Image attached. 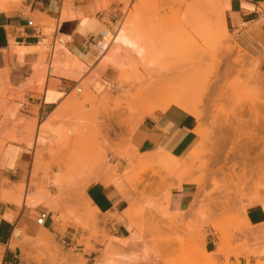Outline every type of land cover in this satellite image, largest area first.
Here are the masks:
<instances>
[{
  "label": "rangeland",
  "instance_id": "rangeland-1",
  "mask_svg": "<svg viewBox=\"0 0 264 264\" xmlns=\"http://www.w3.org/2000/svg\"><path fill=\"white\" fill-rule=\"evenodd\" d=\"M227 1L64 0V12L71 13V6L74 8L79 3L81 9H88L92 15L99 12L114 14L111 32L106 31L109 43H112L121 24L128 22L125 23L127 28L138 30V35H146L151 52L145 61L135 56L126 57L127 60L117 57L126 61L123 67L110 66L93 74L99 79L111 69L107 76L109 80L104 79L102 93H98L100 83L97 87L92 85L91 77L87 78L89 70L80 71L76 78H72L77 81V86L51 117L38 110L28 112L23 104L27 102L28 94L39 92L35 90L36 83H41L44 88L46 86L52 43L34 50L36 61L25 63L19 58L15 65L0 72L8 74L5 83L0 85L3 88H0V93L4 91L0 94V115L2 111L17 109L14 111L18 116L5 123L0 116V132H3V137H13L5 139L7 144L16 142L32 156L34 168L30 180L26 181H30V190L40 192L44 198L42 204L55 214H61V218L56 217V220L63 221V232L66 230L65 211L70 209L71 204L78 207V224L83 229L77 247H72L69 241L64 247L61 241L55 239L36 245L18 230L21 238L17 240L27 250L25 255L26 259L30 258L29 264H207L208 261L211 264H264V247L259 243L252 247H247L246 242L235 243L239 236L254 232L244 218L246 205L243 202L250 204L258 201L264 207V125L263 128L261 124L255 125V113L250 112L252 102L259 107L261 117L264 116V107L257 101L264 95V57L256 58L262 61L260 81L248 78L247 71L237 70L232 63L239 55L249 61L252 59L238 47L230 34L226 36L223 28L216 24L215 11ZM201 4L209 6L207 21L201 17L204 23L198 21L200 16H206L202 13ZM120 5L123 6L121 11L118 9ZM197 7L201 13H198ZM195 15L197 21L194 20ZM79 17H83L81 11ZM57 24L58 21H53L51 25L55 28ZM206 25L212 27L213 34L209 35L210 27ZM202 31L208 32V37L201 38ZM101 44L100 65L107 55L102 52ZM59 48L57 44L53 77L61 76L58 69L60 61L63 62L67 56ZM39 64H42L44 78L34 82L35 68ZM80 87L83 92L79 91ZM147 92L148 97L154 94L167 97L171 104L187 94L190 103L186 101L185 106L181 104L178 108L199 118L198 121L203 117L198 122L197 131L204 130L208 134L202 138L196 158L192 162L187 160L189 163L186 161L188 168L183 163L165 166L148 161L131 165L135 175L142 177L140 188L144 190L145 197L137 212L138 234L125 239L126 245H123L102 231L101 220L94 209L92 211L88 207L84 194L90 184L100 181L110 170L109 163L120 160L128 166L129 162L123 155L129 150L130 137L139 123L137 114L143 106L146 107L144 96ZM151 101L150 108L154 110L151 113L160 111L162 103L159 99ZM66 103L68 109H64ZM21 120L33 125L25 130L20 127ZM47 120L50 127L44 126L39 131V126ZM206 162L209 169L204 167ZM174 179L189 181L199 188L192 207L182 218L169 214L163 206L168 202L169 190L173 188L169 183ZM56 180L60 184L55 185ZM147 191H150L148 196ZM22 192L24 197L25 187ZM190 212L197 215L196 223L186 220ZM199 218L201 226L197 222ZM204 227L219 235L216 247L224 242L222 254H218L217 249L207 254L204 252L203 236H197V232ZM92 241L100 244L102 250L96 251ZM3 251L0 248V260ZM94 252L95 255L90 256ZM220 256L224 259L221 260ZM251 257L255 258L253 263Z\"/></svg>",
  "mask_w": 264,
  "mask_h": 264
},
{
  "label": "crops",
  "instance_id": "crops-1",
  "mask_svg": "<svg viewBox=\"0 0 264 264\" xmlns=\"http://www.w3.org/2000/svg\"><path fill=\"white\" fill-rule=\"evenodd\" d=\"M226 4L229 5L225 12L226 27L234 42L249 56L264 57V0H228ZM81 8L79 3L74 8L71 6L74 17L62 22L64 0H0V72L15 65L19 58L24 59L25 63L36 61L34 50L59 39L71 54L72 63H76L75 73L83 72L85 68L89 70L87 78L91 77L92 85L97 86L99 82L101 90L98 93H102L105 88L104 79H108L111 69L105 71L99 79L94 78L93 74L110 66L118 67L108 62L107 56L100 65L99 53V44L108 41L106 31L111 32L115 15L103 12L92 15L88 9ZM118 9L121 11L123 6L120 5ZM80 11L83 17H79ZM53 21H58L55 28L51 25ZM37 71H44L42 64L35 68V74ZM61 77H48L45 88L41 83H36L35 90L39 92L28 94L23 107L28 112L38 110L51 117L77 86L76 80ZM42 88L44 91L40 93ZM46 122L42 124L45 123L43 126L49 128L50 125ZM41 125L39 131L43 127ZM198 125V120L192 114L172 106L164 112L157 111L144 118L131 135L129 144L136 151L134 154L144 157L148 162L157 159L186 161L201 142L196 135ZM109 165L111 168L102 179L86 188L84 199L92 211L93 208L97 210L94 211L101 220L100 227L107 236L118 240L129 239L133 234H138L136 214L145 194L142 199L134 189L138 175H135L129 163L127 166L118 160ZM33 166L34 160L29 151H25L16 142L6 143L0 151V248L4 250L0 264H29L30 258H23L21 246L10 247L11 241L15 240H12L15 230L23 231L24 236L33 240L36 245L55 239L59 242L69 241L72 247H77V241L83 234V229L78 224V207L73 204L65 211L66 230L63 232V221L56 220V217L61 218L60 213L55 214L42 203L33 206L27 204L26 195L20 199L19 188L24 186L26 190L30 189V181H26L32 176ZM54 183L58 185L60 181L56 180ZM169 185L173 188L169 190L168 202L163 206H166L169 214L182 218L192 207L199 188L194 183L180 182L179 179L172 180ZM4 192L6 196L10 192L6 199L1 196ZM33 193L43 198L40 192L33 190ZM149 193L147 191V196ZM243 203L246 205L244 218L248 225L245 219L244 222L254 232L239 236L235 243L246 242L247 247L259 243L264 247V207L258 201ZM132 206H135L136 213L131 211ZM42 213H47L48 217L46 223L40 226L37 220ZM196 219L197 215L192 212L186 217V220H193L195 223ZM197 222L201 226L200 218ZM197 236H203L207 252L216 251L219 235L214 230L204 227L197 232ZM91 244L96 251L103 248L94 241ZM91 255H95V252ZM219 258L224 259L222 256ZM242 259L246 263L245 258ZM254 260L251 257V263Z\"/></svg>",
  "mask_w": 264,
  "mask_h": 264
},
{
  "label": "bare ground",
  "instance_id": "bare-ground-1",
  "mask_svg": "<svg viewBox=\"0 0 264 264\" xmlns=\"http://www.w3.org/2000/svg\"><path fill=\"white\" fill-rule=\"evenodd\" d=\"M66 1H70V0H66ZM198 6V5H197ZM201 7V9H202V11H201V9L199 8V7H197V9L200 11H198V13H205V15H206V13H207V11L209 10V6H208V4L207 5H205V4H201L200 5ZM208 8V9H207ZM229 8V5L228 4H225L223 7H221V8H219V9H217L216 11H215V17H216V24H218L219 26H221L222 28H223V30L225 31V34H226V36H228L229 35V32H228V29H227V27H226V22H225V12H226V10ZM194 8H192V10H193ZM191 11V10H190ZM193 12H194V10L192 11V14H191V16L193 15ZM74 14H72V13H70V12H68L67 10L64 12L63 11V13H62V15H61V21L63 22V21H65V20H68V19H72L74 16H73ZM201 15V14H200ZM194 16V15H193ZM192 16V17H193ZM44 17V16H43ZM201 17H204V18H202V19H204L205 21H207V15L206 16H200L199 18V20L198 21H202V23H204L203 22V20L201 19ZM196 19V21H197V19H198V17L195 15V17H194V20ZM126 24L128 23V22H125ZM125 23H123V24H121V26L118 28V30H117V32H116V35H115V37L113 38V41H112V43H109V41H105V42H103L100 46L102 47V52H104V53H107V61L108 62H111L112 64H115V65H117L119 68H121V67H123L124 66V61H123V59H121V58H126V57H129V59L130 58H134V56L136 57V58H140L141 60H144L145 61V58L148 56V54H150V50H149V42H147L148 41V38L146 37V35H138L137 34V31H135L136 29H134V30H131V28L129 29V28H127L126 26L127 25H125ZM198 23V22H197ZM129 24V23H128ZM207 24V23H206ZM209 24H210V22H209ZM208 24V25H209ZM212 24H214V23H212ZM199 25V24H198ZM208 25H206V26H208ZM201 26V25H200ZM212 26V25H211ZM199 27V26H198ZM208 27H210V26H208ZM134 27H132V29H133ZM212 27H210V32H209V30H208V32H209V35L210 34H213L214 32H212L213 30L211 29ZM215 28V27H214ZM198 29H200V27L198 28ZM216 30V29H215ZM201 31V30H200ZM200 31H198V32H200ZM207 31V30H206ZM206 31H202V34H200V37L201 38H204L206 35H207V33L208 32H206ZM140 34V33H139ZM198 34V35H199ZM202 35V36H201ZM207 37H208V35H207ZM206 37V38H207ZM216 37V36H215ZM211 38H213L212 36H211ZM208 39V38H207ZM216 39V38H215ZM205 40V39H204ZM214 40V39H213ZM207 41V40H206ZM64 43L62 42V43H59V45H60V48H59V51H65V53L67 54V56H66V59H63V62H62V60L60 61V62H58V63H60V67L58 68L59 70H60V75L61 76H64V77H70V78H76L77 77V75L78 74H76L75 73V71H74V67H76V63H72V56H71V54H69V52L65 49V45H63ZM150 44H151V42H150ZM152 46V45H151ZM226 47V46H225ZM232 47V46H231ZM151 49V48H150ZM236 49V48H235ZM56 50V49H55ZM149 52V53H148ZM224 52V51H223ZM226 52V51H225ZM228 53H231V52H228ZM228 53H226V54H228ZM109 54H112V55H109ZM231 55V54H230ZM57 56V53H56V51H55V56H54V59H55V57ZM61 56H63V55H61ZM132 56V57H131ZM117 57H121L120 59H118ZM128 58H126V60H127ZM251 59H252V61H249V60H247L246 59V57H244L243 55H239V56H236V57H234V62H232V63H234L235 64V66H236V69L237 70H240L241 72H246L247 71V77L248 76H250L251 78H254L256 81H260V80H262L261 79V72H260V67H261V64H262V61H260V60H258V59H256V58H253V57H251ZM250 59V60H251ZM126 62V61H125ZM126 65V64H125ZM56 66H57V63H56ZM239 69H238V68ZM121 70V69H120ZM245 70V71H244ZM54 71H55V69H54ZM239 71V72H240ZM55 73V72H54ZM242 74V73H241ZM53 75V74H52ZM48 76V75H47ZM55 76V75H54ZM61 76H58V77H61ZM49 77H50V74H49ZM44 78V71H37V73L35 74V76L33 77V79L32 80H34V82L35 81H40V80H42ZM249 78V77H248ZM6 79H7V75L6 74H0V85H3V83H5V81H6ZM264 80V79H263ZM33 82V81H32ZM0 88H2V86H0ZM7 89V88H6ZM85 89V88H84ZM2 90H3V88H2ZM8 90V89H7ZM148 90V89H147ZM260 90V89H259ZM258 90V91H259ZM79 91H82L83 92V90L81 89V87L79 88ZM149 92V91H148ZM148 92L145 94L146 96H144L145 97V100H146V103H145V105H146V107L145 106H143V109H141V111L137 114V119H138V122L139 123H137V127H138V125L143 121V119L144 118H146L147 116H149V115H151V114H153V113H151V112H153L154 110L152 109V108H150V107H152V104H151V100H153V99H159V101H160V103H162V107H161V109H160V111H165V110H167L168 108H170V107H172V106H176V105H178V106H176V107H179V105H181L182 104V106L184 105L185 106V104H187V102L188 103H190L189 101H187V99H188V97L186 96L187 94H183L184 96H186V97H182V98H177V100L173 103L172 101V104L170 103V101L168 100V98L167 97H165V98H167V99H165V98H162V97H159L158 95H156V94H154V96H151V97H148ZM2 93H4V91L2 92ZM2 93H0V94H2ZM80 93V95L82 94L81 92H79ZM84 94V93H83ZM85 95V94H84ZM178 96V94H176L175 95V97H177ZM182 96V95H181ZM82 97V96H81ZM88 97H90V96H88ZM147 97V98H146ZM168 97H170V96H168ZM175 97H173V95H172V99H174ZM190 97V96H189ZM86 98V97H85ZM141 98V97H140ZM74 99V98H73ZM77 99V98H76ZM92 100V99H91ZM165 100L167 101V102H169V103H166L165 102ZM71 101V100H70ZM70 101H68L69 103H71ZM73 101V100H72ZM187 101V102H186ZM191 101H193V100H191ZM258 101V104H260L261 106H263L264 107V95L262 96V98H260V99H258L257 100ZM174 104V105H173ZM192 104V103H191ZM151 105V106H150ZM199 105V103L197 104V106ZM68 103H66L65 105H64V109H68ZM189 106V104L187 105V107ZM158 107H159V105H158ZM186 107V108H187ZM199 107L200 106H198V109H199ZM251 108L250 109H252V110H250V112L251 111H253L252 113L254 114L255 113V117H256V119H255V125H260L261 127L264 125V116L263 117H261V113H260V111L258 110V106H256L255 104H253L252 102H251V106H250ZM70 108V107H69ZM145 108H147V110L145 109ZM150 108V109H149ZM196 108V107H195ZM194 108V110L196 111L197 109H195ZM189 109H190V107H189ZM193 109V108H192ZM15 109H13V110H9V111H7V112H1V117H2V123H5L6 121H11L12 119H14L16 116H17V112H15L14 111ZM193 110V111H194ZM191 113H193L192 111H190ZM196 112H200V110H198V111H196ZM195 112V113H196ZM150 113V114H149ZM76 114V113H75ZM197 114H200V113H197ZM200 117H202L201 116V114L199 115ZM18 117V116H17ZM93 117V116H92ZM78 118V117H77ZM203 118V117H202ZM202 118H200V121H201V119ZM87 119V118H86ZM198 120H199V118H197ZM15 121V120H14ZM22 121V120H21ZM25 120H23L22 121V123L21 122H19L20 123V127L21 128H23V129H29L30 127H31V125H33V124H31L30 122H24ZM94 121V120H93ZM200 121H198V122H200ZM247 121V120H246ZM46 122V121H45ZM244 123V122H243ZM46 124H47V122H46ZM43 125H45V123L44 124H42L41 125V127L43 126ZM65 126V125H64ZM33 127V126H32ZM44 127V126H43ZM137 127H135V128H137ZM260 127V128H261ZM264 127V126H263ZM262 127V128H263ZM47 128V127H46ZM134 128V130H136ZM45 129V128H44ZM133 130V131H134ZM264 130V129H263ZM1 131V130H0ZM70 132V131H69ZM207 132V131H206ZM212 133V132H211ZM3 132H0V151L2 150V148L6 145V140L5 139H7L8 137H6V138H4L3 137ZM133 134V133H132ZM206 134H208V133H205V131L203 130V131H200V132H198L197 130H196V135H198V140H200V141H202V138H204L205 136H206ZM9 139V138H8ZM7 139V140H8ZM10 139H13V137L12 138H10ZM9 139V140H10ZM5 140V141H4ZM207 140H208V138H207ZM22 142V141H21ZM38 142V141H37ZM30 144V143H29ZM201 144H199L198 145V147L200 146ZM211 145H212V143H211ZM32 147V146H31ZM197 147V148H198ZM218 147V146H217ZM197 148L196 149H194L192 152H191V154L189 155V157L187 158V160H191V162L196 158V156H195V154H196V151H197ZM136 151L132 148V146H129V150L127 151V152H125L126 154H122L123 155V157L127 160V162H129V164H130V166L132 165L133 166V164H135V163H144V162H147V160H145V158L144 157H140V159H137V154H134ZM198 152V151H197ZM211 153V152H210ZM128 155V156H127ZM137 156V157H136ZM147 159V158H146ZM210 159V158H209ZM215 159V158H214ZM159 159H157V160H155L154 162H157ZM186 160V161H187ZM186 161H179V160H175L174 162L171 160H163V161H158V163H160V164H165V166H170L171 164H172V162H173V166H178L179 164H182L183 163V165H185L186 166ZM102 162V161H101ZM152 162V161H151ZM188 162V161H187ZM148 163V162H147ZM189 163V162H188ZM194 163V162H193ZM102 163H100V165H101ZM208 162H206V165H204V167L206 166V168H208L209 169V167H208ZM212 164V163H211ZM145 165V164H144ZM159 165V164H158ZM105 166V165H104ZM131 166V167H132ZM149 166V165H148ZM184 166V167H185ZM234 166L236 167V164H234ZM161 167H163V166H161ZM196 167V166H195ZM234 167V168H235ZM109 168V167H108ZM186 168H188L187 166H186ZM193 169V168H192ZM104 170V169H103ZM109 170V169H108ZM206 170V169H205ZM210 171V170H209ZM220 171L222 172V168L220 169ZM219 171V172H220ZM242 173H243V177H245V175H246V171H245V169H243L242 170ZM128 174V173H127ZM142 174V173H141ZM143 175V174H142ZM188 178V177H187ZM238 178V177H237ZM240 178V177H239ZM245 179V178H244ZM142 180V177L141 176H138V180L136 181V183L134 184V189H136V191H138V193L140 194L139 196L142 198L143 196H144V192H143V190L140 188V181ZM189 182V181H188ZM58 183V182H57ZM29 187H31V186H29ZM23 189H24V186L23 187H21V188H19V192H20V199L22 200L23 199V196H22V193H24V192H22L23 191ZM25 189H26V187H25ZM9 193L10 192H8L7 194L9 195ZM12 193V192H11ZM7 195V196H8ZM37 195H39V194H37ZM36 194H34L30 189H27L26 190V203L27 204H32V206L33 205H36V204H39V203H43V198H41V196H37ZM2 198H4V199H6L7 198V196H6V192H4L2 195ZM170 198V197H169ZM1 199V198H0ZM143 199V198H142ZM8 200V199H7ZM48 201H49V199H48ZM167 201V200H166ZM22 202V201H21ZM46 204V203H45ZM136 206V205H135ZM135 206H132V209H131V211H133L134 213H136V209H135ZM200 206V205H199ZM166 207V206H165ZM168 207V206H167ZM136 208H138L137 206H136ZM94 209V208H93ZM96 212H97V210L96 209H94ZM137 215V214H136ZM178 220V219H177ZM179 223V222H178ZM205 224V223H204ZM207 224V223H206ZM205 224V225H206ZM198 229V228H197ZM20 236H21V232L20 231H18V230H15L14 231V233H13V237H12V240H13V238L15 239V240H13V241H11V243H10V247L11 248H16V247H18V246H21L22 247V251H23V258L24 259H26V255H25V252L27 251L25 248H24V245H23V243H21L19 240H17V239H19L20 238ZM222 239V238H221ZM223 239H225V238H223ZM115 240H117V242H121L123 245H126V243H125V239L124 240H118V239H115ZM224 241V240H223ZM122 244H120L121 246H123ZM201 245V244H200ZM27 248V247H26ZM113 248V247H112ZM112 250V249H111ZM21 251V252H22ZM109 251H110V249H109ZM223 251H224V242H221L219 245H218V247H217V253L218 254H222L223 253ZM202 252V251H201ZM204 252L207 254L208 252H207V250L206 249H204ZM26 253H28V252H26ZM108 254V253H107ZM104 262V261H103ZM207 264H211V262H207Z\"/></svg>",
  "mask_w": 264,
  "mask_h": 264
},
{
  "label": "built area",
  "instance_id": "built-area-1",
  "mask_svg": "<svg viewBox=\"0 0 264 264\" xmlns=\"http://www.w3.org/2000/svg\"><path fill=\"white\" fill-rule=\"evenodd\" d=\"M62 43V40H55L54 43L52 44V48L49 54V58H48V74H50V77L52 76V73L54 72V56H55V49L57 47V44ZM48 214L47 213H42L40 214V217L37 220L38 225L43 226L46 223ZM63 246L65 247L67 245L66 241L62 242Z\"/></svg>",
  "mask_w": 264,
  "mask_h": 264
}]
</instances>
